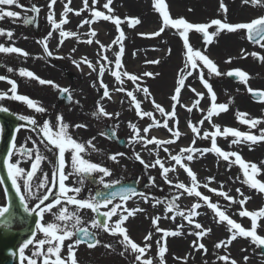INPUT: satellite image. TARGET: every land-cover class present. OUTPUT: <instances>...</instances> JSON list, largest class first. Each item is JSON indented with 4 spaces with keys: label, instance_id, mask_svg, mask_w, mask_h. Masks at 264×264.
I'll use <instances>...</instances> for the list:
<instances>
[{
    "label": "snow or ice",
    "instance_id": "obj_1",
    "mask_svg": "<svg viewBox=\"0 0 264 264\" xmlns=\"http://www.w3.org/2000/svg\"><path fill=\"white\" fill-rule=\"evenodd\" d=\"M72 0H67L63 3V12L60 14L57 20L54 12V5L57 0H48L47 2V22L50 25V31L47 34L37 40L36 42L42 46L43 52L48 57H53V52L49 48V40L53 38L54 33L58 32L59 41L57 48L61 47L66 38L75 37L77 42H83L91 45L96 43L99 45L97 52L98 59L93 62L86 56L82 57L79 61L72 59V63L79 69L82 65H86L90 69L91 73H96L97 83H93V88H98V91L102 89L100 99L96 101L95 110L92 112L94 118H108L113 116L119 117L120 113H109L105 110L101 101L104 99H112L109 85L103 80L106 72L115 78L117 93H124L128 98L131 106L135 110V115L143 120L148 118L151 123L147 124L143 129L139 128L137 124L128 122V127L131 131L128 143L129 145H141L150 154L155 155V159L151 162L145 161L139 152H134L133 157L145 170L147 169H159V176L164 184L169 186L172 195L166 200H161L152 196L151 193L140 191L135 186H121L118 189L116 185L121 184V181H109L105 178L112 176V171L108 167L101 163H95L85 158V154L91 151H99L96 145L93 143L95 137H92L86 142H79L74 139L68 132L70 125L64 122L63 115L57 114L55 117V125L48 120L44 119L42 124L38 122L35 116H28L23 114L11 113L7 107L0 106V113H6L14 115L15 118L23 123L15 126L10 133L9 145L4 155L0 156V165L6 170V179H0V185L10 181L11 189L4 188V196L6 203L4 206H0V231L10 232L13 230L17 217L12 213L13 209V194L19 201V207L22 208L26 217L33 219L34 227L28 228L27 237L22 239L18 249L11 252L13 256L19 257L20 264H78L76 255V249L84 244L87 248L92 249L101 245V240L98 239V233L100 231L107 233L110 236L117 237V243L122 247L120 252L121 256L127 253H131L134 256V264H154L152 257L144 258L145 254L152 247L151 241L153 233L149 231L144 237L143 246L137 244L130 237L126 225L129 218L135 217L138 213H145L146 209L143 207L129 208L127 206L128 201L134 197H139L144 204H149L155 208L157 205H165V217L175 221L176 217H181L189 226L194 229L190 231V235H194L196 240L192 242V248L195 251H203L207 254L208 249L200 242L205 236L211 233L210 227L205 228L201 223L196 221V217L199 216L197 211L202 206H207L217 217L216 223L226 224L229 236L226 240L218 241L214 247L219 249H227L233 241L237 238L249 239L252 244L257 248L264 247V236L258 234L257 230L260 226L258 221L264 218V208H260L256 211H249L245 208L246 203L251 197L244 194V192L237 188L235 191L240 197L229 195L227 191L223 190V184L220 188H211L209 185L214 181V177H208L207 183L201 184L198 180L197 174L189 166L191 162L197 157H203L208 153H212L223 161L227 162L229 167L233 163L237 164L242 170L243 181L249 188L257 190L259 193L264 194V182L257 179L256 176L260 174L261 169L255 163L246 162L237 151H225L218 146L217 138L222 137L228 139L232 137L229 147L233 144H243L250 142L252 144L264 141V128L259 129V135L250 134L248 132H241L231 127H224L213 123V117L218 116L220 113L226 112L229 109V103L217 104V96L214 92L213 86L209 83V80L205 78L204 69H207L208 77L211 76H228L235 77L240 83H243L247 88V91L253 97H264V90H254L248 87V81L250 76L243 70L235 69L229 70L227 73H222L218 70L216 63L206 55L207 45L212 43L214 37L221 31H227L228 33H235L238 30H244L246 38L249 43L259 46L264 49V15L252 19L249 22L241 23H228L220 19H212L209 23H190L183 17L172 19L167 11V5L165 0H153V7L156 12L162 18V25L158 31L153 33H140L141 36L158 37L165 31V28L170 27L178 32L180 39L183 42L184 49V64L179 69L176 79V84L173 94L170 96L171 110H166L161 104L157 103L147 86H141V82L144 77L155 78L159 73L144 72L140 75L129 73L123 63L122 56L125 48L123 41L126 39L125 33L121 28L122 23L127 22L129 27H134L141 23L138 17H125L123 20L120 17L115 16L112 5L113 0H106L103 4V9L107 10V14L104 11L96 9L98 0H91V6L89 0H83V7L80 9H73L69 5ZM245 5H251L253 7H264V0H242ZM0 6H15L21 10H25V6L20 4L19 0H0ZM220 9L227 12V8L220 0ZM90 13V19L81 20L77 26L83 28L88 26V39L81 41L79 35L75 31H66L64 26L69 22L67 15L74 13L76 16H80L84 11ZM191 10V9H189ZM27 11L33 13L32 16L21 17V14L17 11L6 10L4 7H0V21L8 18L13 22L17 20L23 21L24 25H35L38 27V15L41 8L32 4ZM98 20L109 21L115 25L117 36L112 40L111 44L104 45L99 40L93 38L97 36V32L92 29L91 25ZM215 26V31L209 32V29ZM191 30H195L196 33L202 34L203 42L205 45L204 51L194 48L190 44L188 33ZM13 31L10 29L0 28V36H6L10 41L13 38ZM113 45L119 46V51L113 50ZM76 49L73 48L72 52ZM108 51H113L115 56L114 62L106 54ZM0 54L10 55L18 54L27 58L29 53L23 49L14 46V43L5 46L0 43ZM168 54H171V49H168ZM241 58H246L251 55L254 59L264 61V56H261L258 52L248 53L246 50L241 49ZM134 56L136 53L133 54ZM63 59V57H56ZM232 58L229 57L225 63H231ZM114 63V68H113ZM149 64H159V60L145 61ZM7 72H15L20 77L30 78L36 80L40 85H51L53 88L58 89L61 95L67 94L66 99L71 102V90L67 87H61L56 85L51 80H45L32 71L20 68L15 70L11 67H7ZM195 73H198L200 83L204 89L207 90V96L211 101L206 113L205 110L200 108L201 100L204 98L205 93L196 91L195 88H191V91L195 93L197 99H195L191 106L181 103L182 89L190 87L186 84V80L192 77ZM0 81H6L11 87L7 92L0 91V101L4 99H10L12 101L22 102L28 109L34 110L35 113L43 114L47 109L38 104L37 101L28 97L27 95L18 94V85L16 81L8 78L6 75H0ZM131 82L133 85L132 90L125 87V82ZM142 93L144 99L150 100L154 111L159 112L162 123L154 116L153 111L144 110L142 108L143 100L138 98V94ZM78 103V102H77ZM177 106L185 108L189 113L194 109L200 111L203 115L197 122L192 120L187 121V127L192 133V140L189 146L180 148L176 154H173L169 145L175 144L183 133L179 130V120L177 116ZM246 113L237 112V120L244 125H248L250 129L256 128L257 125L264 123V120L259 118H245ZM207 122L212 131L204 130L203 125ZM75 128H87L86 124L72 125ZM163 127L170 133L169 139H160L154 136H150V131L154 128ZM24 128L32 132H36L37 139L28 137L31 141L32 147L28 148L25 145H17V134ZM3 133V128L0 127V134ZM101 136L108 139H118L116 132L109 128L106 131L100 133ZM211 141L210 147L199 148L195 147L197 140H209ZM40 145H43L47 152H50L55 157V162L49 160L48 156L40 150ZM149 146H154L150 148ZM166 153L165 158H161L160 151ZM71 153V161L68 162L66 153ZM126 153L116 152L107 154V159L113 163H119V158L125 157ZM19 157L14 160L13 159ZM130 157V158H133ZM234 158V160L232 159ZM25 160L30 162V169H25L21 166ZM44 161L52 164V174L44 172L42 176H37L38 172H43L41 167ZM167 164V166H166ZM71 169L69 171L68 169ZM182 169L186 173L190 180L189 184L180 181L178 178L173 180L170 178V173L178 172ZM147 174V173H146ZM70 177H75L74 184L76 186H69L66 181ZM38 180V183L36 182ZM97 184L102 187H97L93 192L88 189L89 195L82 197V193L85 191L86 184ZM139 183V178L134 182ZM158 188L156 184V177L148 175L147 182L144 188ZM203 187L208 192L214 193L220 197H223L225 201L229 202V206L233 204H239L240 210L238 215L240 217H248L251 220V227L246 229L240 223L232 219L226 209H222L218 203H213L208 195H204L199 189ZM35 189V191H33ZM162 190V189H161ZM195 197L196 202H193L189 209L181 210L176 203L181 197ZM35 197L34 206H29L28 200ZM119 201V202H116ZM103 209V210H102ZM83 210H90L93 213L92 219L88 222V227L81 226L84 221L80 213ZM50 213L53 216L52 222H43L44 215ZM172 213V215H167ZM116 217V219H113ZM152 227L155 232L162 233L159 240L156 241L157 256L159 258V264H166L165 253L167 252L166 238L177 237L182 235V229L184 225H178L175 230H166L159 227V221L161 217L159 215L150 217ZM42 234L43 238L37 239V235ZM68 242L67 258L62 256V249L65 247V242ZM163 241V243H162ZM103 247L106 249H112L113 245L110 243H104ZM31 248V255H26V250ZM246 251V249H242ZM264 255V253H262ZM183 259L185 264L187 257L177 258ZM218 261H224L228 264L230 260L229 255H218L216 258ZM249 257L244 256L243 260L248 261ZM207 264V262H205ZM215 264V262H214ZM230 264H238L235 259L230 260Z\"/></svg>",
    "mask_w": 264,
    "mask_h": 264
},
{
    "label": "rangeland",
    "instance_id": "obj_2",
    "mask_svg": "<svg viewBox=\"0 0 264 264\" xmlns=\"http://www.w3.org/2000/svg\"><path fill=\"white\" fill-rule=\"evenodd\" d=\"M79 1L81 0H72L71 4L73 9H79ZM139 2L140 6H137L132 13H127L128 5H121L119 3H115L110 7L114 10V15L120 17L122 20L125 17H138L141 21L139 25L134 27H129L127 22L122 23L121 28L125 33L126 39L123 41L125 48V60L127 58H131V54L137 49H141V52L144 51H155L151 56V59L147 61H151L152 59L161 58L159 64H149L145 63L142 65L140 71H128L129 73L140 75L144 72H153L159 73L155 78L144 77L141 86H147L152 93L155 101L161 104L166 110H171V100L170 96L174 92L177 74L180 68L183 67L184 59H183V42L179 37V34L176 30L171 29L170 27L165 28V31L161 33L158 37L152 36H141L140 33H153L159 30L162 25V18L158 12L155 11L153 7V0H136ZM178 0H165L167 5V11L170 14L172 19H177L183 17L190 23H209L212 19H220L222 21L228 23H241V22H249L254 18L264 15V7H253L251 5H245L242 0H231V3L235 5L237 9L228 10L226 13L222 11L219 7L220 0H183L178 7L174 5V2ZM20 4L25 6V10H21L18 7H12V10H17L21 17L24 16H32L33 13L27 11V9L35 4L36 6L41 8V11L38 15V27L35 25H24L22 19L17 20L16 23L19 26V36L18 39L20 41L27 40L29 44V48H27L26 43H16L14 40L8 44V39L4 38L5 36H0V43H3L5 46H9L14 43V46L23 49L24 51L29 53L27 58L20 56L18 54H0V75H6L8 78L16 81L18 85V94L27 95L33 100L37 101L39 105L45 107L47 111L43 114L35 113L34 110L28 109L22 102L12 101L10 99H4L0 101V106L7 107L10 109L12 113L23 114L28 116H35L39 123L42 124L44 119L50 120L53 125H55V117L57 114H62L64 122L70 125L68 132L69 134L79 142H86L92 137H88V135L78 131L83 128H75L72 125L75 124H86L87 129H89L92 134L95 136L96 148L99 151H91L89 150L85 154V158L95 162L101 163L104 166L108 167L112 171V176L105 178L109 181H136L139 178L140 186L143 188L145 183L147 182V176L151 175L156 177V184L159 186L158 188H144L145 192L151 193L152 196L157 197L159 199L166 200L172 195V191H170L169 186L164 184L159 176V169H147L145 170L142 165H140L137 161H135L133 157L134 152L141 153L143 159L145 161L151 162L156 157L153 154H150L148 150H146L141 145H129L128 140L131 135V131L128 127V122L131 121L138 125L139 128L143 129L147 124L151 123L148 118H144L143 120L139 119L135 113L134 108L131 106L128 98L124 93H117L114 89L117 86L115 82V78L112 77L108 72L105 73L103 80L106 84L109 85V90L112 95V99H104L101 101L105 110L109 113H120L119 117L113 116L111 119L108 118H94L91 114L95 110L96 101L100 99V93L103 91L98 88H93L92 84L95 82L99 83L97 80L96 73H91L89 84L90 87L87 86L88 82L82 84L80 81H74L66 76V72H78L81 68H77L73 63L72 59H76L79 61L82 57H87L88 59L95 62L98 59V49L99 45L95 42L91 45L87 43L77 42L75 37L65 40V44L61 47L57 48V43L59 41L58 38L51 41L49 40L50 50L53 52V57H48L44 54V52H36L32 53L33 49L36 48L34 46H41L36 41L43 38L48 31H50V25L47 22V14L48 9L46 7L48 0H19ZM67 2V0H57V3L54 5V9L60 10L63 8V3ZM106 2V1H105ZM105 2H101L104 4ZM83 4V2L81 1ZM226 8H228V2L223 0ZM7 9L8 6H3ZM96 9L100 11H104L107 14V10L103 9V6H100V2L97 3ZM131 8L129 7V10ZM191 9V10H189ZM236 10V11H235ZM90 13L86 10L81 13L80 16H72L70 25L75 32L78 33L77 26L80 24L83 19H90ZM0 28H4L1 25ZM115 25L108 21V37L112 42L113 39L118 35L116 32ZM5 29V28H4ZM106 31V30H105ZM215 31V26L209 29V32ZM190 44L194 46V48L204 51L205 45L203 42V38H201L202 34L196 33L195 30H191L189 33ZM89 37L86 35L85 37L80 38L81 41L87 40ZM227 42L232 45L231 50H219L220 48H214L215 45L222 46L220 43ZM101 43H104V40H101ZM216 43V44H215ZM226 43V42H225ZM214 44V45H213ZM53 46V48H52ZM42 47V46H41ZM136 47V48H135ZM52 48V49H51ZM75 48L76 51L72 52V49ZM171 49V54H168V49ZM241 49L246 50V52H258L261 56H264V49H261L259 46L253 45L248 42L246 38V34L244 30H238L235 33H228L227 31L219 32L215 37L212 43L207 45L206 55L211 58L216 65L218 66V70L222 73H227L229 70L240 69L243 70L246 74L250 76L248 81V87H251L254 90H264V61L258 60L257 63L254 62V58L249 55L246 58H241ZM114 51H119L118 45H113ZM110 59L114 62L115 56L113 51H108L106 53ZM56 57H63V59H59ZM231 57V63H225V61ZM185 58V57H184ZM127 63V62H126ZM7 67H11L15 70L20 68H24L32 71L34 74L45 80H51L55 82L56 85L61 87H67L71 90L72 103L69 106H64L63 104H59L57 101V97L60 94L58 89L53 88L51 85H40L36 80H32L30 78H24L17 75L15 72H7ZM87 68V67H86ZM114 68V63H113ZM69 69V71H66ZM85 69V67H84ZM168 70L170 72L169 76V85L165 89L164 83H162V79H164V71ZM66 71V72H65ZM205 78L209 80V83L213 86L214 92L217 96L216 103H231L229 104V109L226 112L220 113L218 116L213 117V123L221 126V129L224 127H231L233 129H237L241 132H248L250 134L259 135V129L264 128V123L257 125L256 128L250 129L248 125L241 124L236 117L237 112L246 113L247 118H259L264 120V97L260 103H256L251 101L247 94V88L243 83L237 82L232 83L226 79V75L216 77L211 76L208 77L207 69H204ZM198 73H195L192 77H189L186 80V84L190 87L182 89L181 95V103L185 105H191V103L197 99L195 93L191 91V88H195L196 91L205 93L204 98L201 100L199 105L200 108L205 110V113L208 107L211 104L210 99L207 96V90L204 89L203 85L200 83L198 78ZM162 83L161 87L159 86ZM10 85L6 81H0V91L7 92L10 89ZM125 87L129 90H132L133 85L131 82L126 81ZM138 98L143 100L142 108L144 110L153 111L154 116L157 120H160L162 123V118L159 112L154 111L153 106L150 100H146L143 97L142 93L138 94ZM107 100V101H106ZM116 103L114 104V102ZM78 102V103H77ZM107 103H110L108 105ZM243 104V107H242ZM177 116L182 119L181 114L187 119H183L185 126L179 129L181 133H189L188 136L182 135L181 138L177 141L178 144L175 148H172L173 154L179 151L180 148H184V144L189 146L192 140V133L187 127V121L192 120L193 122H197L202 118V113L196 109L193 112L189 113L185 108H181L177 106L176 109ZM105 128H111L116 132V136L118 140H124V147L119 148L116 144L110 142L107 138L100 135L101 132ZM78 129V130H77ZM204 130L212 131L211 126L205 122L203 125ZM160 135H166L169 138L170 133L167 129L163 127L157 128L155 131ZM150 136L156 137L153 132H150ZM1 137V134H0ZM28 137H32V139H37L36 132L29 131L27 129L22 128L17 134V145H25L28 148L32 147V143L28 140ZM232 137L228 139H224L222 137L217 138L218 146H220L225 151H237L242 158L246 162H251L257 164V166L261 169L259 175L256 176L257 179L264 182V141L252 144L250 142H246L243 144H233L231 148L229 147L230 141ZM176 142V143H177ZM211 141L209 140H197L195 147L204 148L210 147ZM153 148L154 146H149ZM40 150L45 155L48 156L49 160H52L54 163L55 157L52 153L47 152L43 145H40ZM116 152H124L126 153L125 157L119 158V163H113L112 161L107 159V154H112ZM161 158L166 157V153L162 150L159 153ZM133 157V158H130ZM198 159L195 163H192V169L199 176V182L201 184L207 183L208 177H214V181L210 184L211 188H220L221 183L223 184V190L227 191L229 195L235 197L236 199H240L238 194L236 193V189L240 188L245 195L251 197V199L246 203L245 208L249 211H256L260 208H264V194L259 193L257 190L249 188L246 184L242 183L243 174L242 170L235 163L229 167L228 163L223 161L221 158L217 157L212 153H208L203 157L197 156ZM196 157V158H197ZM16 157L13 159V162ZM66 158L68 162L71 161V153H66ZM234 160V158H232ZM26 170L30 169V162L25 160L21 164ZM167 166V164H166ZM43 172H38L37 176H42L44 172L49 174L51 177L52 174V164L48 163V161H44L41 165ZM71 171V169H68ZM182 169L178 170V172L170 173V178L173 180L179 179L180 181L185 182L186 184L190 183L189 178L181 173ZM147 173V174H146ZM176 174L177 177H174ZM75 177H73V181H66V184L70 186V182L72 186H76L74 184ZM38 183V180L36 181ZM162 189V190H161ZM204 195H208L210 197L211 202L218 203L222 209H226L227 214L234 219L236 222L240 223L246 229L251 227V220L248 217H240L238 212L240 210L239 204H233L229 206V202L225 201L223 197H220L214 193L208 192L207 189L201 187L199 189ZM35 191V189H33ZM83 194V193H82ZM30 200H35V197L30 198ZM119 202V201H117ZM196 202L195 197H181L176 203L178 204L181 210H187L190 208L191 204ZM6 203L4 192L0 185V206H4ZM127 206L129 208L134 207H143L146 209L145 213H138L135 217L129 218L126 222V227L128 229L130 237L134 242L143 246L145 243L143 237L151 231L153 233L152 236V247L145 254L144 258L152 257L154 260V264H159V258L157 256V247L156 241L160 239L162 233L155 232V229L152 227L150 217L159 215L161 217L159 221V227L166 230H175L178 225H184L182 229V235L177 237H168L166 238L167 252L165 253V262L166 264H185L183 259L187 257L186 264H225L224 261H218L216 258L218 255H229L230 260L235 259L238 264H245L243 260L244 256L249 257L246 264H264V258L259 254L258 248L250 242L249 239L246 238H237L235 241L231 243L227 249H219L217 250L214 245L220 240H226L229 236L227 231L226 224H218L216 223L217 217H215L214 213L207 208V206H202L197 211L200 213L198 217H196V221L199 222L201 219L200 216L205 218V223H201L205 228L210 227L212 229L211 233L205 236L200 242H202L206 248L208 249L207 254H204L203 251H195L192 248V242L196 240L194 235H190L189 232L194 229L192 226H189L186 221H184L181 217L177 216L175 221L166 219L165 217V205L160 204L155 208L151 206V202L149 204H144L139 197H134L132 200L128 201ZM103 210V209H102ZM82 220L84 223L81 225L83 227H88V222L92 219L93 213L90 210H83L80 213ZM167 215H172V213H167ZM116 219V217H113ZM53 216L50 213L45 215V223L52 222ZM260 225L258 227V234L264 236V218H261L258 221ZM98 239L101 240V245L89 249L84 246H79L76 249V255L78 259V264H134V256L129 252L124 256L120 255V252L123 250L121 245L117 243V237H113L100 231L98 233ZM67 241L65 242V247L62 249V256L67 258ZM104 243H110L113 245L112 249H106L103 247ZM163 243V241H162ZM242 249H246V251H242ZM26 255H31V248L26 250ZM230 260L228 264H230ZM253 263H251L250 261ZM20 264V263H19ZM26 264V262H25ZM42 264V261L40 262Z\"/></svg>",
    "mask_w": 264,
    "mask_h": 264
},
{
    "label": "bare ground",
    "instance_id": "obj_3",
    "mask_svg": "<svg viewBox=\"0 0 264 264\" xmlns=\"http://www.w3.org/2000/svg\"><path fill=\"white\" fill-rule=\"evenodd\" d=\"M82 2H83V0H81ZM81 1H79V6H78V8L80 9V8H82L83 7V4L81 3ZM106 0H98V2H100V6H103V4H101V2H105ZM114 2L117 4V3H119V4H121V5H123V6H125V5H128L129 4V7L131 8L130 10H129V7L127 8V13L128 14H130V13H132L133 12V10L137 7V6H140V4H138L139 2H137L136 0H113V3H112V5L114 4ZM181 2H183V0H178V1H175L174 2V5L176 6V8H179L178 7V5L181 3ZM226 2H228L229 4H228V10H232L233 8L234 9H237L236 7H235V5L233 4V3H231V0H226ZM89 5L91 6V0H89ZM71 8H73V6L72 5H69ZM111 6V5H110ZM0 7H3V6H0ZM12 7H10V6H8L7 7V9L6 10H12L11 9ZM114 10H116V9H114ZM227 10V11H228ZM12 11H17V10H12ZM236 11V10H235ZM18 12V11H17ZM54 12H55V17L54 18H56L57 20L59 19V17H60V14L63 12V8H60V10H56V7H55V9H54ZM75 16V14L74 13H69L68 15H67V19H68V23L64 26V30H66V31H74L73 30V28H72V25H70V22H71V18H72V16ZM1 25H3V27L5 28V29H10V30H12L13 31V33H14V35H13V38H12V40H14L16 43H26V44H23V45H26L27 46V48H29V46L31 45V44H29L28 43V41L27 40H24L23 42L22 41H20L19 39H18V36H19V26H18V24L16 23V22H13L12 20H10V19H8V18H6V19H4V20H2L1 21ZM91 27H92V29H94L96 32H97V36L96 37H94L93 39L94 40H99L100 42H101V40H104V43H105V45H109V44H111V41H110V38L108 37V21H104V20H98V21H96L95 23H93L92 25H91ZM114 29H116V28H114ZM77 30H78V35H79V38H82V37H85L86 35H88V26H85V27H83V28H77ZM106 30V31H105ZM4 38H6V39H8L6 36L4 37ZM53 38L54 39H56V38H58L59 39V35H58V32L57 33H54V36H53ZM53 38H51V41L53 40ZM71 38H73V37H71ZM67 39H70V38H66L65 40H67ZM6 41H8V44L11 42L9 39L8 40H6ZM50 42V41H49ZM66 42V41H65ZM226 42V43H225ZM225 42H222V43H220L222 46H219V45H215L214 46V48L216 49H218V48H220L219 50H223V52H225L226 50H231V48H232V45L233 44H229L228 42H227V40H225ZM65 44V43H64ZM216 44V43H215ZM214 45V44H213ZM34 47H36V48H34L33 49V51H32V53H36V52H43V49H42V47L41 46H34ZM50 48V47H49ZM52 48H53V46H52ZM51 48V49H52ZM136 48V47H135ZM141 49H137V51H134L132 54H131V58L129 57V58H127V60H125V53L123 54V56H122V63H123V65H124V67H125V69L127 70V71H131V70H133V71H140V69H141V67H142V65L143 64H145V61L146 60H148V59H151V56L154 54V52L153 51H151V52H148L147 50L146 51H144V52H141L140 51ZM134 53H136V55L134 56L133 54ZM183 59L185 60V58H184V55H183ZM152 60H161V58L160 57H158V59H152ZM127 62V63H126ZM84 67H85V69H84ZM86 65H83L82 66V68H81V70L80 71H78L77 73L76 72H72L71 71V73L70 72H66V71H69V69H66V76L68 77V78H70V79H72V80H74V81H80L82 84H85L86 82H88V84H87V86L88 87H90V84H89V79H90V76H91V74H90V69L87 67ZM169 76H170V72L168 71V70H166V71H164V79H162V83H164V87H165V89L167 88V86L169 85ZM264 82V81H263ZM162 83H159L160 85V87H161V85H162ZM100 94H102V91H101V93ZM107 101V100H106ZM116 103V101L114 102V104ZM159 103V102H158ZM108 105H110V103H107ZM188 106H191V105H188ZM242 107H243V104H242ZM134 111V113H135V110H133ZM181 117H182V119L181 118H179L178 117V120H179V125H178V127H179V129L181 130V129H185V128H182L183 126H185V124H184V120L183 119H187L186 117H184L182 114H181ZM20 123H23V122H21V121H19L18 120V124H20ZM78 130V129H77ZM157 130V128H154V129H152L151 131L153 132V134L157 137V138H160V139H169V137L168 136H166V135H160V134H158L157 132H155ZM78 131H80V132H82V133H84V134H86V135H88V137L90 138V137H95L93 134H92V132L89 130V129H87V128H83V129H81V130H78ZM150 131V132H151ZM189 135V133L187 132H185L184 133V136L186 137V136H188ZM96 139V138H95ZM96 142H97V140H94L93 141V143H95L96 144ZM177 144H178V142L177 143H175V144H172L171 145V147L172 148H175L176 146H177ZM184 147H187L186 146V144H184ZM197 159H198V157L197 158H195L192 162H191V164L189 165L190 167H192V163H195L196 161H197ZM181 173L183 174V175H185L186 177H187V175H186V173H184L183 172V170L181 171ZM197 174V173H196ZM178 176V175H177ZM176 176V174L174 175V177H177ZM197 177H198V180H199V176L197 175ZM188 178V177H187ZM209 187H211V185H209ZM200 220H199V222H202V223H205V218L203 219V216L201 215L200 216ZM19 228V226H14V228H13V230H16V229H18ZM250 261V260H249ZM251 263H253L252 261H250Z\"/></svg>",
    "mask_w": 264,
    "mask_h": 264
},
{
    "label": "water",
    "instance_id": "obj_4",
    "mask_svg": "<svg viewBox=\"0 0 264 264\" xmlns=\"http://www.w3.org/2000/svg\"><path fill=\"white\" fill-rule=\"evenodd\" d=\"M228 80L235 82L238 81L235 77H228ZM66 94L60 96V100L64 102L65 105L70 104V102L65 98ZM250 97L254 100L259 101L262 97H253L250 94ZM0 125L3 128V137L0 142V156L4 155L6 152V149L9 145V137L12 130L17 125V119L14 115L6 114V113H0ZM106 131V130H105ZM112 141H115V139H110ZM119 146H122L123 141H120L117 143ZM0 179H6V170L3 169L2 165H0ZM121 186H134L132 183H124V184H118L116 185V188L118 189ZM4 188L11 189L10 181L5 183L3 185ZM12 213L21 218L22 213L21 209L19 207L18 200L15 198L13 194V209ZM34 223L31 227H33ZM19 233H8L4 231H0V264H16L17 256H13L11 252L15 250V246L19 242ZM264 253V248H261V254Z\"/></svg>",
    "mask_w": 264,
    "mask_h": 264
},
{
    "label": "flooded vegetation",
    "instance_id": "obj_5",
    "mask_svg": "<svg viewBox=\"0 0 264 264\" xmlns=\"http://www.w3.org/2000/svg\"><path fill=\"white\" fill-rule=\"evenodd\" d=\"M98 186H99V185L96 184L95 188H97ZM88 189L94 190V188H93L92 186H90V185L87 184V185H86V188H85V192H86V193H87V192L89 193Z\"/></svg>",
    "mask_w": 264,
    "mask_h": 264
}]
</instances>
